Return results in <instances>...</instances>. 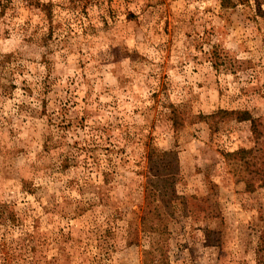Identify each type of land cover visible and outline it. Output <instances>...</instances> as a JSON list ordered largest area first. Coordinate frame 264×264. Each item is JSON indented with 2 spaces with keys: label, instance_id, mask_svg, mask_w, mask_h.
I'll return each instance as SVG.
<instances>
[{
  "label": "rangeland",
  "instance_id": "1",
  "mask_svg": "<svg viewBox=\"0 0 264 264\" xmlns=\"http://www.w3.org/2000/svg\"><path fill=\"white\" fill-rule=\"evenodd\" d=\"M39 1L0 6V264L264 261V0Z\"/></svg>",
  "mask_w": 264,
  "mask_h": 264
},
{
  "label": "trees",
  "instance_id": "2",
  "mask_svg": "<svg viewBox=\"0 0 264 264\" xmlns=\"http://www.w3.org/2000/svg\"><path fill=\"white\" fill-rule=\"evenodd\" d=\"M15 0H0V6L2 8H5L7 6H10ZM20 1L26 8L30 9V10H40L42 12H44L45 10H47V8L50 6L48 4L42 3L39 0H17ZM81 0H68V2L70 4H72V6L79 4ZM49 15H51V12H48ZM220 114H225V112H220ZM217 115V114H216ZM236 115H238L237 119H239L240 121H250V123L252 124V131L253 133H256V123L255 120L253 118H251V116L248 114V112H236ZM174 153L172 152H163V153H159V154H155L156 158L157 156L161 157V158H167L169 160H166L165 162L163 160H161V164L160 167H164V170H167V174H170L172 170H174V164L173 162H177L176 158L173 155ZM148 157H151V155H148ZM151 164H156V160L154 159L153 161L150 162ZM262 261V258H258V264ZM264 262V261H262ZM263 264V263H260Z\"/></svg>",
  "mask_w": 264,
  "mask_h": 264
}]
</instances>
